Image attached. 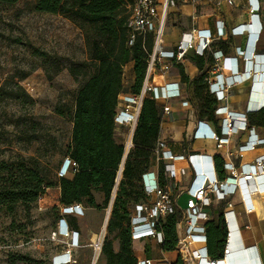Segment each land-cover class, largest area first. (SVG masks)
I'll list each match as a JSON object with an SVG mask.
<instances>
[{
	"label": "built area",
	"instance_id": "1",
	"mask_svg": "<svg viewBox=\"0 0 264 264\" xmlns=\"http://www.w3.org/2000/svg\"><path fill=\"white\" fill-rule=\"evenodd\" d=\"M252 5L253 17L248 24L235 27L228 32L225 27H217V38L222 39L228 35L246 36L245 48H236V57L230 58V75L225 76L221 72L220 57L221 52L214 54L215 65L209 72L207 79L209 93L216 100L214 116L220 122L221 138H229L240 131H249V137L245 144L238 148L239 155L254 151L264 145V138H260L254 128H252L247 119V115L252 112L264 110V72H257L254 66L249 71L245 69L240 73L239 59L245 63L247 61L263 60L262 55L256 54L257 46L261 39L263 26L257 19V13L260 10L257 0H250ZM233 5L232 0L229 1ZM174 0H134L130 5V16L127 22L130 30L129 45H133L137 36L152 34L154 44L149 54V64L145 81L139 94H121L118 97V104L114 123L116 131L123 127L130 128L131 135L121 144L124 148L122 164L119 168L117 184L119 183L126 158L134 147L133 137L138 123V119L146 98L150 97L155 102L169 101L181 97L180 87L177 83H169L158 87L152 83L153 76L159 70L161 75H166L174 65L182 63L190 51H194L197 56L204 57L209 51L212 52L214 40L208 36H200L197 29H193L188 34H183L180 42L173 50H168L166 46V30L170 9L174 7ZM251 59V60H250ZM264 69V67H263ZM124 77V76H123ZM247 81L252 82V88L249 92V98L243 113H235L229 110L227 104L233 96L235 87L244 84ZM261 87L260 90L254 89ZM186 104V103H184ZM183 104V105H184ZM163 115L170 117L172 111L169 107L164 108ZM117 127H120L117 129ZM115 131V132H116ZM220 137H216V148L225 150L226 142ZM233 156L230 151H226L223 158L222 173L218 170L215 156L202 153H192L184 150L182 154L175 155L168 147L166 141L158 140L153 157L158 167L156 172L148 170L143 175V188L145 199L132 206L131 214V235L132 240H154L159 245L164 243L165 237L162 232V224L168 216L180 213V219L177 224V247L178 262L176 264H215L208 255V237L207 224L212 221V208L227 201L236 192L241 190V183L246 184L250 194L264 192V158H258L255 161L257 172H252L250 167L243 165L236 168L228 160ZM185 163L188 167H180L179 164ZM164 165V185H161L159 169ZM188 168V169H187ZM77 164L69 158H66L63 166L58 172L57 178H65L76 171ZM191 172V179L188 188L184 192L187 195L186 207L179 210L178 204L184 193L174 194L176 185L180 179ZM44 196L39 200H43ZM115 198L109 204V213L111 215L112 205ZM38 200V201H39ZM229 209L233 205L227 202ZM63 217H84V206L74 204L71 206L60 207ZM232 211L224 213V221L227 228V238L225 243L224 257L225 261L229 255L231 263L235 264V251L229 248L236 238L235 228L233 226ZM57 235L67 238L66 249L62 254L56 256L53 264H77L75 253L82 248L81 236L77 230L70 229L68 225L59 226ZM105 234L96 235V240L91 239L90 247L93 250L91 264H101L102 248L105 240ZM198 245L201 247L197 248ZM252 264H258L257 260L252 258ZM137 264H156L150 259H140Z\"/></svg>",
	"mask_w": 264,
	"mask_h": 264
},
{
	"label": "rangeland",
	"instance_id": "2",
	"mask_svg": "<svg viewBox=\"0 0 264 264\" xmlns=\"http://www.w3.org/2000/svg\"><path fill=\"white\" fill-rule=\"evenodd\" d=\"M34 5L35 0L0 3V187L19 183L27 169L35 170L49 187L41 201L0 203V264H53L68 242L57 235L63 225L83 232L75 259L91 264L89 229L110 240L115 237L107 233L109 206L86 218H62L57 177L72 133L69 113L85 82L70 70L84 63L83 72L90 74L93 43L103 38L96 27L69 15L36 12ZM129 67L124 68L126 82ZM131 130L118 129L116 141L122 144ZM99 203L103 206V199Z\"/></svg>",
	"mask_w": 264,
	"mask_h": 264
},
{
	"label": "trees",
	"instance_id": "3",
	"mask_svg": "<svg viewBox=\"0 0 264 264\" xmlns=\"http://www.w3.org/2000/svg\"><path fill=\"white\" fill-rule=\"evenodd\" d=\"M21 0H0L1 4L13 5ZM134 0H35L34 9L39 13L69 15L81 23L96 27L103 38L94 42L91 61L92 72H83L84 63L71 69L76 79L85 82L76 96L73 112L69 115L73 123L71 138L66 145L65 158L77 164L74 173L58 179L59 204L71 206L80 204L95 210L107 209L115 192L107 233L115 234L110 240L105 237L102 257L105 264H137L131 235V207L145 199L143 175L148 171L153 158V150L161 131V112L157 102L146 98L135 129L133 144L129 152L121 179L117 184L119 168L124 156L123 146L116 141L114 118L118 97L125 93L124 68L132 64L135 82L130 89L132 95L140 93L149 64V54L153 48L152 34L137 36L133 45L127 22L129 7ZM201 75L194 82L195 96L200 103L199 118L214 122L216 100L209 93L203 57L195 58ZM181 79L189 83L184 68L178 66ZM64 116L63 112H59ZM251 127L264 128V110L247 115ZM218 170L222 173V162L218 160ZM164 165H160L161 185H164ZM10 186L0 187V203L24 205L45 196L44 179L33 169H27L25 177ZM94 193L103 194V206L97 204ZM131 206V207H130ZM62 218H67L63 217ZM180 213L168 216L162 224L165 240L163 252H174L177 247V224ZM208 255L213 261L224 257L227 228L222 216L207 224ZM118 240L119 251L115 252L113 241Z\"/></svg>",
	"mask_w": 264,
	"mask_h": 264
},
{
	"label": "crops",
	"instance_id": "4",
	"mask_svg": "<svg viewBox=\"0 0 264 264\" xmlns=\"http://www.w3.org/2000/svg\"><path fill=\"white\" fill-rule=\"evenodd\" d=\"M162 1V0H159ZM175 6L170 9V16L166 30V46L168 50H173L180 42L183 34L190 33L193 29L198 30L200 36H208L214 40L212 45V52H207L204 55L205 71H211L215 65V56L217 52H221L220 66L221 72L225 76L230 75V58H235L236 48H245L247 38L246 36H231L228 35L222 39L217 38V27L222 26L226 28L228 32L231 29L239 26H243L250 22L253 17L250 5V0H232L233 5L229 4L231 0H174ZM252 1V0H251ZM260 6L257 13V19L263 26V32L261 39L257 46L256 54L264 56V0H257ZM197 56L194 51H190L186 59L177 65H174L166 75H161L159 70L154 74L152 83L155 86L161 87L169 83H177L180 87L181 97L172 99L169 101H162L158 103V108L161 112V131L159 140L166 141L169 149L175 154L180 155L184 150L192 153H202L210 156H215L216 163L218 160L222 162L226 151H230L233 156L228 160L236 168L246 165L250 167L252 172H257L255 161L258 158H264V145L258 147L254 151H249L239 155L237 153L238 148L245 144L249 137V131H240L237 134L229 138H221L220 136V122L214 116V122L202 120L199 118L200 103L195 96L193 82L201 74L195 64V58ZM251 60V59H250ZM240 73L246 70H250L254 66L257 68V72H264V57L263 60H252L245 63L242 59H239ZM129 72L127 82L125 81L124 74V94H131L130 89L135 82V78L132 71V64H129ZM127 65L125 68H127ZM178 66L184 68L186 76L189 78V83H184L181 79ZM252 88V82L247 81L235 87L233 96L228 101V108L235 113L245 112L247 101L249 98V92ZM254 89L260 90L261 87H255ZM215 100V98L213 99ZM186 103V104H184ZM184 104V105H183ZM169 107L172 111L170 117L163 115L164 108ZM215 106H212L213 110ZM255 133L264 138V128L252 127ZM73 129V123H72ZM216 137H220L226 142L225 150H218L216 148ZM207 139V140H206ZM208 143V145H207ZM180 167L186 168L187 164L181 163ZM188 169V168H187ZM150 171L156 172L158 167L152 158ZM191 172L181 178L180 183L176 185L174 194L178 195L184 193L188 188L191 179ZM224 176V174H223ZM264 184V181H261ZM241 190L236 192L227 201L221 202L215 205L211 210L212 220L222 216L224 225V213L232 211L235 219L233 218V226L235 228L236 238L230 243L229 248L235 252H243V256L238 255L237 262L235 264H252L250 259L254 258L258 264H264V192L258 194H250L246 188L245 183H241ZM97 204L99 200L104 196L101 193H94ZM187 195L184 193L179 201L178 208L181 209V205H186ZM227 202L231 203L233 207L228 208ZM132 209V207H131ZM182 210V209H181ZM84 217H88L90 213H95V209L89 208L84 210ZM110 218V217H109ZM226 226V225H225ZM80 236H83V232L77 230ZM96 235L93 229H89L87 237L91 239ZM114 251H119V242L114 244ZM201 247L198 245L197 248ZM133 248L135 256L138 260L150 259L156 262V264H176L178 258V252H163L161 245L154 240L144 239L133 241ZM174 255V259L170 261L168 257ZM103 264V263H102ZM105 264V262H104ZM215 264H232L230 255L225 261H218Z\"/></svg>",
	"mask_w": 264,
	"mask_h": 264
},
{
	"label": "water",
	"instance_id": "5",
	"mask_svg": "<svg viewBox=\"0 0 264 264\" xmlns=\"http://www.w3.org/2000/svg\"><path fill=\"white\" fill-rule=\"evenodd\" d=\"M108 220H109V218H108ZM237 255H238L239 257H242L244 254H243V252H241V253H235V257H236ZM236 259H237V258H236Z\"/></svg>",
	"mask_w": 264,
	"mask_h": 264
},
{
	"label": "bare ground",
	"instance_id": "6",
	"mask_svg": "<svg viewBox=\"0 0 264 264\" xmlns=\"http://www.w3.org/2000/svg\"><path fill=\"white\" fill-rule=\"evenodd\" d=\"M91 243V242H90Z\"/></svg>",
	"mask_w": 264,
	"mask_h": 264
}]
</instances>
